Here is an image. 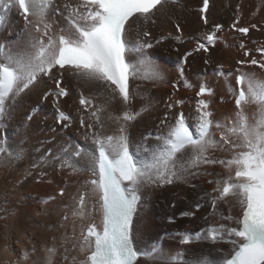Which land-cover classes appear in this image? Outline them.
<instances>
[{
    "label": "bare ground",
    "instance_id": "bare-ground-1",
    "mask_svg": "<svg viewBox=\"0 0 264 264\" xmlns=\"http://www.w3.org/2000/svg\"><path fill=\"white\" fill-rule=\"evenodd\" d=\"M209 1L205 13L207 25L200 19L202 0H179L177 4L169 3L164 10L157 11L155 24L139 22V27L134 24L129 30L128 42L132 48L155 42L156 45L143 48L142 53L163 73L164 80L145 78L150 76L148 66L138 62L140 53L130 52L127 59L137 65L138 76L129 80L131 100L127 105L118 96L109 102L107 95L101 94V89L90 83L78 84L71 76H66L64 81L69 96L58 102L61 111L71 117L70 123H57L54 97L44 98L43 95L54 87L46 77L14 103L9 102L8 110L0 117V147L6 144L13 153L21 152L22 158L9 162L7 153H0V211L5 215L0 219V231L6 235L5 238L0 233V264H47L49 256L52 264H81L85 260L87 253L80 251L81 233L89 223L101 225V214L97 210L87 215L84 222L72 215L81 192L88 193L86 209L92 208L94 198L92 188L86 186V182L91 178L87 168L95 144L92 130L82 127L80 121L84 119L86 123H93L96 131L100 129L90 112H84L79 105L81 91L103 109L100 115L106 125L103 131L107 134L116 132L119 125L115 118L122 116L124 111L139 114L134 121L121 120V123L125 126L133 156L145 162L151 158L158 143L156 137L165 131L161 121L166 120V114L168 123L174 122L172 117L183 113L187 124L193 125L198 115V99L209 101L208 111L213 121L211 131L216 140L221 135L217 123L230 127L231 122L237 121L235 76L234 89L229 84L231 77L239 69L240 72L254 73L255 78L264 81V69L236 63L237 60L251 59L264 62V54L249 57L253 42L264 38V0ZM7 2L0 3V13L4 15L0 23V42L16 50L26 45L30 33L40 34L25 24L16 8H6ZM60 2L78 3L77 0ZM255 10L259 15H255ZM239 12L240 19L236 16ZM29 19L35 21V17ZM236 19L240 27L250 26L248 41L241 42L228 32ZM215 24L223 26L216 33L217 42L209 46L207 53L196 51L198 44L205 42L206 34L214 30ZM177 25L181 29L179 32ZM145 30L150 33L147 37L143 36ZM181 39L185 40L184 44ZM241 43L246 44V48H242ZM257 48L264 52L263 46ZM245 52L249 55L245 56ZM185 53L191 55L185 57ZM206 60L209 63L206 64ZM217 65L223 66L222 72L217 71ZM173 83L178 85L176 89H173ZM185 83L191 86L185 87ZM200 85L211 89L213 94L192 95L191 90L196 88L197 93ZM177 101L181 103L177 104ZM170 103L173 105L171 109L168 108ZM244 112L250 125L261 119L259 105L248 103L244 105ZM110 116L112 120L108 119ZM64 124L69 126L65 128ZM231 138L237 140L236 136ZM226 147L229 148L227 152L218 147L210 148L208 155L230 159L231 146ZM77 152L80 155H76ZM60 160L74 163L81 171L72 173L71 168H61ZM29 172L31 176L27 175ZM192 172L195 175L186 174L183 180L172 184L146 185L141 189L131 235L134 248L144 256L134 264H168L169 258H176V264H195L198 258L209 264H221L231 252L233 245L227 238L215 242L206 238L209 228L221 224L234 226V222L225 217L239 218L241 215V208L232 197L217 201L215 207L212 204L217 194H210L208 188L214 191L221 176L226 178L228 173L220 164H200ZM43 173L46 175H41ZM62 188L65 190L63 196L59 195ZM185 212L192 215H181ZM64 216L68 217L66 221H63ZM197 233L205 238L197 239ZM189 234L191 241L182 244L181 240ZM71 235H74L73 239ZM48 249H54V253H49ZM24 253L28 254L27 257L23 256Z\"/></svg>",
    "mask_w": 264,
    "mask_h": 264
},
{
    "label": "snow or ice",
    "instance_id": "snow-or-ice-1",
    "mask_svg": "<svg viewBox=\"0 0 264 264\" xmlns=\"http://www.w3.org/2000/svg\"><path fill=\"white\" fill-rule=\"evenodd\" d=\"M169 3L177 4L179 0H79L76 4L61 3L60 0H8L4 6L16 8L26 24L32 26V31L40 35L30 33L26 45L16 50L0 42V117L8 110L9 102L14 103L22 94L31 91L42 77L54 86L43 95L44 98L54 97L57 123L71 122V117L58 106L61 97L69 96V90L64 86L66 76L73 77L78 84L95 85L101 89V94L107 95L109 102L118 96L127 105L131 100L129 80L138 76L137 65L127 59L132 51L140 53L138 62L148 66L150 76L145 78L163 81V73L142 53L143 48L152 45L141 43L139 47L132 48L128 33L134 24L139 27V22L155 24L156 12L164 10ZM208 9L209 0H202L199 12L205 25L209 23L205 16ZM30 16L35 17V21L29 19ZM222 27L220 24L213 25L214 30L206 34V42L199 43L196 51L207 53ZM232 27L242 34L248 32L247 28ZM176 30L181 31L179 25ZM149 35L148 31L143 32V36ZM176 39L180 40V37ZM188 55L191 53H185V57ZM236 63L264 69V62L256 59L237 60ZM179 71L182 74L183 68ZM217 71L222 72L223 66L217 65ZM236 72L237 121L231 122L230 127L216 124L221 130L220 139L216 140L211 131L213 121L208 111L209 101L198 99V115L193 125L187 124L183 113L172 117L174 122L168 123L166 114V120L161 121L165 131L156 137L158 143L147 162L137 160L130 152L126 129L121 123V120L134 121L139 114L124 111L122 116L115 118L119 125L116 132L107 134L103 131L106 125L100 115L103 109L95 105L90 96H85L82 91L79 93V105L84 112H90L100 131L95 130L93 123L81 119V126L92 130L95 144L87 168L91 178L86 182V186H91L94 198L92 208L86 209L88 193L81 192L72 215L83 219L99 210L102 218V230L89 223L81 233L80 251L87 253L81 264H134L142 254L134 248L131 235L141 189L146 185L172 184L183 180L186 174L195 175L192 169L200 164H220L228 173L226 178L221 176L214 189L217 195L212 201L213 207L217 201L232 197L242 213L239 218L225 217L232 220L234 226L221 224L209 228L206 238L214 242L227 238L233 245L223 264H264V81L255 78L254 73L240 72L239 69ZM184 86L191 85L185 83ZM172 87L176 89L178 85L173 83ZM212 94L211 89L200 85L196 96ZM248 103L259 105L261 111V119L252 125L244 112V105ZM172 107L171 103L168 104L169 109ZM108 119L113 118L110 116ZM63 126L67 128L69 125ZM233 136L237 140H233ZM228 145L232 150L230 159L208 155L210 148L218 147L227 152ZM0 153H7L9 162L22 158L21 152L13 153L6 144L0 147ZM60 167L71 168L72 173L81 171L67 160H60ZM64 194L62 188L59 195ZM196 238L205 237L197 233ZM191 239L190 234L185 235L181 243L188 244ZM47 251L54 253V249ZM47 264H52L51 256ZM168 264H176V258H169ZM195 264L209 262L198 258Z\"/></svg>",
    "mask_w": 264,
    "mask_h": 264
},
{
    "label": "rangeland",
    "instance_id": "rangeland-1",
    "mask_svg": "<svg viewBox=\"0 0 264 264\" xmlns=\"http://www.w3.org/2000/svg\"><path fill=\"white\" fill-rule=\"evenodd\" d=\"M255 15L257 16V15H259V11L257 10H255ZM237 17H238V19H240L241 17H242V15L240 14V12L236 15ZM238 19H236L233 23H234V25H235V27L236 28H247L248 29V32H247V34H242V33H240V32H238V31H236L235 30V28H233L232 26L231 27H229V29H228V32H230V33H232V35L233 36H236V38H238V40H240L241 42H245V41H248V39H249V37H250V35H251V30H250V26L249 25H244V26H242V27H240L239 26V20ZM24 22H25V20H24ZM25 24H26V22H25ZM167 39H169V37H167ZM185 40L184 39H181V43L182 44H184L185 42H184ZM152 44H155V42H153ZM242 44V43H241ZM253 50H252V53H250V59H251V57L253 56V54H264V53H262L260 50H261V48H257V47H261V46H263L264 47V38H258L257 40H255L254 42H253ZM156 45V44H155ZM154 46V45H153ZM243 48H246V44H244L243 43ZM264 49V48H263ZM251 50V49H250ZM182 63L184 64L185 63V59L184 60H182ZM234 76L235 75H233V77H231V79L229 80V84H230V86L232 87V89H234ZM196 88H193L192 90H191V94L192 95H196ZM235 103V102H234ZM235 105V104H234ZM216 188V187H215ZM214 188V189H215ZM208 190H209V193L210 194H212V195H214V194H217L216 192H214V191H212V189L211 188H208ZM75 194V193H74ZM74 194H73V196H72V198H74ZM2 211H0V219L2 218V219H4L5 218V215L4 214H2ZM2 216V217H1ZM236 217H238V215L236 216ZM87 218V215L83 218V220H82V222H84L85 221V219ZM63 221H66V220H64L63 219ZM0 233L1 234H3V236L6 238V235L2 232V231H0ZM1 234H0V237H1ZM73 236L74 235H71L70 237H71V239H73Z\"/></svg>",
    "mask_w": 264,
    "mask_h": 264
}]
</instances>
